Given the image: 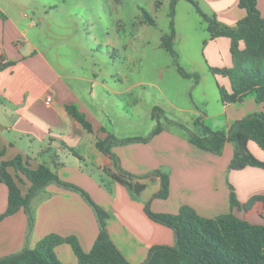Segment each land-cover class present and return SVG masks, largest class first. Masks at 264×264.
Here are the masks:
<instances>
[{"label":"crops","instance_id":"obj_1","mask_svg":"<svg viewBox=\"0 0 264 264\" xmlns=\"http://www.w3.org/2000/svg\"><path fill=\"white\" fill-rule=\"evenodd\" d=\"M199 1L204 4V14L228 27H234L245 16V11L238 8V0ZM256 2L264 17V0ZM56 9V4L0 0V216L8 203L2 162L21 156L31 169L45 166L61 182L78 187L101 208L108 216L106 231L110 240L130 264L145 263L153 247L175 246L174 231L146 215L144 208L148 202L156 214H177L181 207L187 206L208 219L232 213L251 224L264 225L261 204L255 203L248 211L242 208L252 197H264V170L250 166L232 170V143L226 142L219 155L213 154L191 144L184 130L170 124L147 141L112 144L110 155L96 148V142L108 134L118 140L144 139L152 131L109 130L112 123L103 96L127 85L128 79L118 70L111 73L99 60L92 59L84 67L63 65L61 44L45 45L46 30L50 27L47 20ZM243 47L240 43V48ZM202 54L209 72L213 68L232 67L228 38L208 37ZM211 74L217 89L220 85L231 92L227 77ZM192 75L198 78H189L193 81L190 94L200 86L199 75ZM109 80L114 83L113 91ZM141 83H132L126 90ZM190 100L192 107L180 108L174 103L170 106L186 114L182 117L184 126L196 134H200L193 124L197 118H202L212 131L227 133L247 116H264V104L251 97L237 103H224L220 98L215 108L206 106L203 111L199 101ZM203 104L208 103L203 100ZM69 105L86 116L92 132L67 113ZM153 108L150 107L149 114ZM127 117L134 120V115L124 118ZM247 148L264 163V152L253 141L248 142ZM111 156L116 158L120 170L134 177L126 179L128 184L143 186L139 194L107 173H116ZM154 171L168 177L166 199L153 198L160 190V178ZM6 172L24 195L28 182L20 174L24 183L19 182L12 167H7ZM231 193L240 207H231ZM28 208L30 214L21 208L0 220V259L34 248L47 235L76 238L84 252L91 250L99 233L98 218L79 192L49 183L31 198ZM54 251L62 263L77 264L67 243L58 245Z\"/></svg>","mask_w":264,"mask_h":264},{"label":"trees","instance_id":"obj_2","mask_svg":"<svg viewBox=\"0 0 264 264\" xmlns=\"http://www.w3.org/2000/svg\"><path fill=\"white\" fill-rule=\"evenodd\" d=\"M119 2L120 0H113ZM179 0H171L172 13L175 3ZM192 4L196 12L206 23V31L210 39L228 38L230 40V54L232 67L223 69H210L214 75H222L229 79L231 92L228 93L218 85L221 101L224 103L241 102L251 97L258 104H264V17L261 16L256 0H238V8L245 11V16L238 20L234 27H228L216 21L214 17L204 14L194 0H185ZM143 22L149 26H155V20L149 13L143 11ZM174 30L171 23V33L162 42V47L172 56L177 57L173 46ZM240 43L244 45L240 48ZM177 72L183 78L193 76L183 70L178 64ZM67 113L77 121L86 131L92 132V125L86 116L73 105L66 106ZM163 112L155 107L151 115L157 119ZM167 120V119H166ZM171 124H175L170 122ZM194 127L199 130L196 134L181 124H175L184 130L189 137V142L196 147L219 155L226 142L234 146V154L230 163L232 170H242L245 167H256L264 170V163L256 159L248 150L247 144L253 141L264 152V116L255 114L237 121L227 132L212 131L203 124L201 118L194 121ZM105 132L104 128H101ZM161 132V126L157 121L156 128L146 138H127L118 140L111 134L103 140L96 142V148L110 155L112 144H124L133 141H147ZM2 152H0L1 154ZM116 167V173H107L116 181L129 187L134 193L139 194L143 186L127 183L126 179L133 176L123 172L117 166V160L112 157ZM7 167H12L17 173V180L24 183L20 175L28 182L24 195L14 179L6 172ZM4 181L8 189L7 209L0 216H11L23 208L30 214L28 204L31 198L49 183H56L64 188L79 192L93 207L99 223V233L91 248L84 252L76 238H60L56 235H47L39 240L34 248L24 249L21 252L0 259V264H64L56 256L54 249L63 243H67L77 260V264H130L120 254L110 240L106 231L107 214L89 199L78 187L61 182L56 174L43 165L31 169L28 163H23L21 156H16L9 162H2ZM20 174V175H19ZM154 175L160 178V190L153 198L166 199L169 190V180L161 171H154ZM259 203L264 209V197L255 196L247 201L243 210L248 211ZM231 207H240L235 195L230 194ZM146 215L153 221L169 227L175 233V246H156L148 254L143 264H264V225L251 224L239 219L232 213L219 215L213 219L199 216L187 206L180 208L177 214H156L149 208V202L145 205ZM33 220L30 215V225Z\"/></svg>","mask_w":264,"mask_h":264},{"label":"rangeland","instance_id":"obj_3","mask_svg":"<svg viewBox=\"0 0 264 264\" xmlns=\"http://www.w3.org/2000/svg\"><path fill=\"white\" fill-rule=\"evenodd\" d=\"M29 1L57 5L47 20L50 27L46 30L45 45L61 44L63 65L84 67L92 59L99 60L111 73L118 70L128 79L127 85L103 96L112 123L110 131H153L157 121L161 127L170 122L184 125L182 117L186 114L173 109L170 103L180 108L192 107V98L200 102L203 111L220 102L214 76L202 54L209 37L206 23L189 2L177 1L172 17L171 0ZM196 3L201 11L205 8L201 1ZM143 11L155 20V26L143 22ZM171 23L177 57L162 47L164 38L171 33ZM89 50L93 53L89 54ZM176 64L187 73L199 75L200 86L192 94L193 81L181 77ZM138 81L142 83L126 90ZM109 85L113 91L111 80ZM203 100L208 104L204 105ZM153 106L163 112L157 114V119L149 114ZM132 115L134 120L124 118Z\"/></svg>","mask_w":264,"mask_h":264},{"label":"built area","instance_id":"obj_4","mask_svg":"<svg viewBox=\"0 0 264 264\" xmlns=\"http://www.w3.org/2000/svg\"><path fill=\"white\" fill-rule=\"evenodd\" d=\"M50 101H51V99L48 97V98L46 99V102L49 103Z\"/></svg>","mask_w":264,"mask_h":264}]
</instances>
